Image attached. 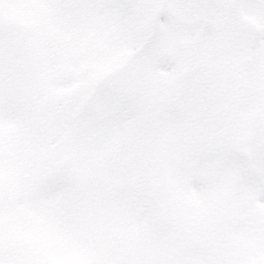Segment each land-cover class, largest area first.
<instances>
[{"label":"snow or ice","instance_id":"6c2138e0","mask_svg":"<svg viewBox=\"0 0 264 264\" xmlns=\"http://www.w3.org/2000/svg\"><path fill=\"white\" fill-rule=\"evenodd\" d=\"M0 264H264V0H0Z\"/></svg>","mask_w":264,"mask_h":264}]
</instances>
